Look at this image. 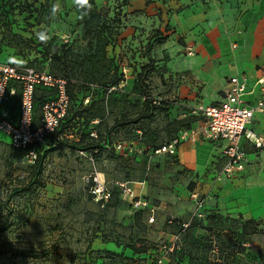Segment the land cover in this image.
Returning <instances> with one entry per match:
<instances>
[{"label": "rangeland", "instance_id": "1", "mask_svg": "<svg viewBox=\"0 0 264 264\" xmlns=\"http://www.w3.org/2000/svg\"><path fill=\"white\" fill-rule=\"evenodd\" d=\"M131 1L0 0V63L33 66L75 84L58 132L39 154L13 148L0 131V222H13L0 239L48 256H5L0 264H264V148L247 150L245 171L220 181L211 175L223 160L217 148L216 167L201 175L177 155L152 153L187 130L193 111L213 104L225 74L236 72L231 62L216 64L223 47L191 43L224 39L212 22L219 11L203 0L177 7L174 0H145L154 3L148 8ZM175 21L189 25L177 31ZM236 37L245 49L248 35ZM46 92L48 100L57 98L56 85ZM19 100L10 95L4 111L16 117ZM148 100L160 102L154 119L132 121ZM260 123L251 127L264 140V117ZM82 133L102 146L96 159L90 139L77 144ZM96 185L108 190L106 199L92 191ZM129 187L144 207L133 205ZM194 192L205 200L203 215L178 232L166 219L190 218ZM249 218L258 223L255 233ZM133 244L147 250L135 254L127 247Z\"/></svg>", "mask_w": 264, "mask_h": 264}, {"label": "built area", "instance_id": "2", "mask_svg": "<svg viewBox=\"0 0 264 264\" xmlns=\"http://www.w3.org/2000/svg\"><path fill=\"white\" fill-rule=\"evenodd\" d=\"M13 82L20 85V100L16 117L8 115L3 109L5 101L15 93V87H11ZM39 83L45 86L56 85L57 98L44 104L40 125L33 129V87ZM64 83V80L38 72L32 67L0 63V131L9 136L13 148L24 149L30 143L41 141L44 135L56 128L67 109L68 97L64 90ZM256 91L259 92V97L253 102L248 101L247 96L255 94ZM262 112H264V72L256 77L251 87L245 76H230L218 102L205 107L200 106L193 111L195 120L190 128L181 131L178 136L162 144L152 153L175 155L179 145L198 139L220 144L223 160L220 168L214 171L213 178L216 181L233 179L240 175L249 163L244 140L251 141L257 149L264 148L263 138L250 127L254 114ZM92 191L99 193L100 199H106L108 196V190L100 185L94 186ZM125 192L130 194L131 202L135 200L133 205L144 207L146 202L141 198L136 200L130 187L126 188ZM192 196L195 199V208L190 219L203 215L204 204V199L195 192ZM153 211L151 208V212ZM149 220L153 221L154 217L151 215ZM168 222L170 223V220ZM188 223L184 222L182 226L186 227Z\"/></svg>", "mask_w": 264, "mask_h": 264}, {"label": "crops", "instance_id": "3", "mask_svg": "<svg viewBox=\"0 0 264 264\" xmlns=\"http://www.w3.org/2000/svg\"><path fill=\"white\" fill-rule=\"evenodd\" d=\"M139 1L140 0H132L131 4L132 2L138 3ZM141 1H144V6H146L147 8L150 5H154V3H151L148 6L147 4H145L146 2L145 0H141ZM179 1L180 0L171 1L170 4L171 6L177 7L176 2L178 3ZM181 1H184L185 3L190 2L189 0H181ZM191 1L201 2L202 0H191ZM203 1H208L209 7L211 9H217L219 11V14H217L219 16H216L212 22H214V24H216L219 27L217 31L218 30L220 31L222 38L224 39H222V41L216 38L208 41L196 40L195 42L191 41V43L193 45L199 44V46L206 44L210 49L223 47L224 50H222L219 53H216V56H214L216 64H218L219 61H222V63L223 64L225 63V65H229L232 63L236 66L235 67L236 72L231 73L229 75L225 74L222 87L220 88L219 92L215 95L214 101L211 102L214 104L220 100L222 95V90L226 85V81L228 77L234 75L245 76L249 86L251 87L256 77L264 72V0H203ZM156 3L158 5H163L162 0L160 1L157 0ZM187 7L188 5L185 6V9H183L184 12L188 11ZM204 7L207 6H202V8ZM199 15L201 16L202 20L203 18L208 17L207 16L208 14H206L204 10H202ZM174 16H176V13H174ZM190 16L191 18L193 17L192 15ZM178 24H180V22L178 23V21H175V26L177 31H179L184 27H188L189 25L187 21H184V23H182V26H179ZM236 34L248 35L249 38L247 41L248 44L247 46H245V49L241 50V47L238 45L236 40L237 39ZM232 42L234 43L233 45L235 46V49H231ZM228 62L231 63L228 64ZM225 65H220V67L223 68V66ZM258 95L259 92L256 91L255 94L247 96L246 99L250 102H253L255 99L259 97ZM263 115L264 112L254 114L253 121L256 122L257 128L260 127L261 124L260 122L264 117ZM256 134L263 138V136L260 135L259 131H257ZM243 143L246 152L247 150L253 149L254 154H256L257 152L263 149V148L257 149L252 144L251 141L246 139L244 140ZM215 148L218 149V153L219 155H221L222 147L220 144H215L207 140L198 139L195 140L194 142H184L183 144L179 145L176 149L175 155H177V158L183 163L184 167L193 171L195 174L198 173L199 175H201V173L206 172V169L210 170L216 167V164H211L213 160L215 161L217 159L215 158V156L214 157L212 156V154L215 152ZM247 155L249 154L247 153ZM249 161H250V157H249ZM209 164L210 166H208ZM211 175L214 176V170L212 171ZM209 189H210V185L209 188H206V190ZM206 205H204V208L209 207V203L208 206ZM209 211H218L220 213L224 212V210L220 208H217V210H214V208H210ZM188 220L189 218L183 222H186ZM179 264H186V262L183 261L180 262Z\"/></svg>", "mask_w": 264, "mask_h": 264}, {"label": "trees", "instance_id": "4", "mask_svg": "<svg viewBox=\"0 0 264 264\" xmlns=\"http://www.w3.org/2000/svg\"><path fill=\"white\" fill-rule=\"evenodd\" d=\"M122 1L124 4H127L129 0H122ZM159 43H162V41H159ZM28 67L34 68L33 66H28ZM148 69H149L148 66H143L142 71L146 72V71H148ZM64 81H65V83H64L65 93H66L67 97L68 96L70 97V95H72L73 90L75 88V84L72 83L71 80H69L68 78H65ZM12 86L15 87V93L12 95H17V94L20 95L19 83L13 82V83H11V87ZM46 88H50V86H45L42 83L35 84L33 87V124H32L33 129L37 128L40 125V119L42 116V108H43L44 104L47 102H50V100L47 99ZM5 103H6V101H5ZM155 103H158V104H155ZM159 104H160V102H156V101H149V100L146 101L142 112H140L132 121H140L141 119L153 120L154 117L156 116V112L159 111V108H160ZM3 108H4V105H3ZM36 110L41 113L38 122H35V111ZM65 114H66V112H65ZM65 114L60 118L58 125L56 126V128L52 132L44 135V137L41 141H36V142L28 144L24 148V150L31 152L33 154H35V152H37V154H39V151H40L39 146L41 147L42 142L48 136H54L58 132V129L61 126V122L65 117ZM190 126H191V124H190ZM190 126H189V128H190ZM88 139H90V143H89L90 147L89 148H90L91 155H93V157L96 159L98 157V154H96V153H98L97 151L101 150L102 146L98 143V140L92 134H90V133L80 134L79 137L77 138V144L79 146L83 147L86 144V141ZM163 144H166V143H163ZM161 145L162 144H159L152 151H154L155 149H157ZM190 187L191 188L193 187V183L191 184ZM200 217H202V216H200ZM200 217L195 216L191 219L189 218V220L186 221V222H189L186 227H183L182 224L184 222L179 220L176 217H167L166 224L171 226L172 228L178 230V232H184L192 224L193 220L199 219ZM137 219H139V218H137ZM169 220H170V223L168 222ZM245 224L251 225L253 227L252 231H251L252 233H255L257 231L258 223L255 219L249 218L245 221ZM12 225H13L12 220H10L8 218H4L2 220V222H0V236L9 232ZM127 247L130 248L132 250V252L135 254H142V253H145V251L147 250V248L144 245L137 246V245L133 244V245H130ZM173 251H174V249H173ZM5 256H8V257L13 258V259H31V260H41V259H46L48 257L46 252L39 250L38 248H36L32 245L31 246H23V245L18 244L16 242L9 241L7 239H0V258L5 257Z\"/></svg>", "mask_w": 264, "mask_h": 264}]
</instances>
